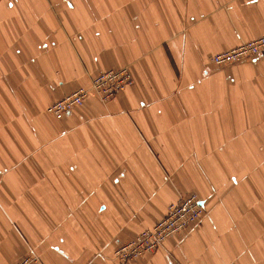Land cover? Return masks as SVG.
Here are the masks:
<instances>
[{
    "label": "crops",
    "instance_id": "obj_1",
    "mask_svg": "<svg viewBox=\"0 0 264 264\" xmlns=\"http://www.w3.org/2000/svg\"><path fill=\"white\" fill-rule=\"evenodd\" d=\"M255 5L0 0V264H264V52L210 60L264 35ZM123 67L135 82L109 102L47 111ZM192 192L196 224L115 260Z\"/></svg>",
    "mask_w": 264,
    "mask_h": 264
},
{
    "label": "built area",
    "instance_id": "obj_2",
    "mask_svg": "<svg viewBox=\"0 0 264 264\" xmlns=\"http://www.w3.org/2000/svg\"><path fill=\"white\" fill-rule=\"evenodd\" d=\"M262 52H264V35L216 53L211 60L214 64L222 66L243 62ZM134 82V75L128 67L101 71L93 78L90 87H78L50 104L47 111L55 118L62 119L73 109L82 106L91 92L97 93L102 102L106 103L132 86ZM204 212L201 199L196 194L181 197L180 200L169 204L166 215L154 226L119 245L114 250L115 260L127 262L156 252L164 245L167 238L196 224ZM37 261L38 258L31 254L13 264H35Z\"/></svg>",
    "mask_w": 264,
    "mask_h": 264
},
{
    "label": "rangeland",
    "instance_id": "obj_3",
    "mask_svg": "<svg viewBox=\"0 0 264 264\" xmlns=\"http://www.w3.org/2000/svg\"><path fill=\"white\" fill-rule=\"evenodd\" d=\"M244 13H245V15L253 16V17H248L247 18L248 21H249V26L251 28L258 29L264 23V11H263V9L260 6H258V5L248 6V7L245 8ZM221 20L223 21L224 19H221ZM227 21H228L229 24L233 25V20L232 19H227ZM212 56L210 57V60H211ZM211 62H212V60H211ZM232 64H238V63H232ZM214 65H216V64H214ZM227 65H229V64H227ZM216 66H219V65H216ZM222 66H224V65H222ZM191 194H196L198 196V198H200V196L196 192H192Z\"/></svg>",
    "mask_w": 264,
    "mask_h": 264
}]
</instances>
